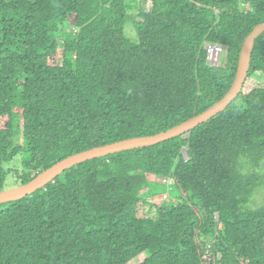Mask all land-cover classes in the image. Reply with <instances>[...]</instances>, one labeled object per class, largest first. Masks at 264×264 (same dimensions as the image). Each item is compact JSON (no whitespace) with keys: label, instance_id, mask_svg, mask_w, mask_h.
Segmentation results:
<instances>
[{"label":"trees","instance_id":"trees-1","mask_svg":"<svg viewBox=\"0 0 264 264\" xmlns=\"http://www.w3.org/2000/svg\"><path fill=\"white\" fill-rule=\"evenodd\" d=\"M263 22L264 0H0V192L18 135L30 153L14 172L22 185L209 109ZM209 44L223 48L219 65ZM152 176L174 189L142 216L159 192ZM144 253L140 264H264V33L241 94L187 136L80 163L0 205V264H128Z\"/></svg>","mask_w":264,"mask_h":264},{"label":"water","instance_id":"water-1","mask_svg":"<svg viewBox=\"0 0 264 264\" xmlns=\"http://www.w3.org/2000/svg\"><path fill=\"white\" fill-rule=\"evenodd\" d=\"M263 33L264 22L257 25L244 41L239 58L237 75L232 87L220 101H218L209 109L173 128L168 129L167 131H163L151 136L135 137L104 146H98L65 158L40 173L30 182L12 189L1 191L0 205L8 202H14L34 194L38 190L45 188L66 170L80 163L123 151L153 146L179 136H187L199 125L209 121L211 118L225 111L241 94L251 69L256 41Z\"/></svg>","mask_w":264,"mask_h":264},{"label":"rangeland","instance_id":"rangeland-1","mask_svg":"<svg viewBox=\"0 0 264 264\" xmlns=\"http://www.w3.org/2000/svg\"><path fill=\"white\" fill-rule=\"evenodd\" d=\"M74 17L72 16L68 22V24L65 25V28L68 32L73 31V26H74ZM126 34L131 38V39H137V33L136 30H134V28L130 25L127 24L126 26ZM62 52L63 49L59 50V62L61 63V56H62ZM21 136L18 135V140L19 142H17V144H19L22 149L19 152V154L11 161L8 163H5L3 165V167L6 170H12L9 174L8 180L5 184V190L8 189H12L15 187L20 186L21 184L18 182L16 175L14 172H21L23 169V162L25 159L29 158L30 153L27 151V149L25 148V142L22 138H20ZM17 141V140H16ZM22 141V142H21ZM21 142V143H20ZM171 187L174 189V185L172 183V180L169 178H163V177H158V176H152L151 177V190L156 192L155 190L159 191L158 193H156V195H151L149 197V200L147 203L142 204L141 209H140V213L141 215H152L153 214V207L152 205L154 204V198H165L169 196V191L171 190ZM173 191V190H172ZM171 191V196L172 199H174V192ZM168 200V199H167ZM165 200H163L162 202H164ZM261 197H257V203H261ZM146 257V254H142L139 257H137L136 259L132 260L131 262H129L128 264H140V262L143 261V259Z\"/></svg>","mask_w":264,"mask_h":264},{"label":"built area","instance_id":"built-area-1","mask_svg":"<svg viewBox=\"0 0 264 264\" xmlns=\"http://www.w3.org/2000/svg\"><path fill=\"white\" fill-rule=\"evenodd\" d=\"M206 49L209 63L214 66L219 65L223 55V48L218 44H209L206 46Z\"/></svg>","mask_w":264,"mask_h":264}]
</instances>
